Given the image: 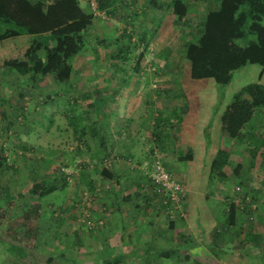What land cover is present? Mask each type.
Segmentation results:
<instances>
[{
  "label": "rangeland",
  "instance_id": "374dc122",
  "mask_svg": "<svg viewBox=\"0 0 264 264\" xmlns=\"http://www.w3.org/2000/svg\"><path fill=\"white\" fill-rule=\"evenodd\" d=\"M173 1L129 0V6H119V18H107L106 15L105 18H94L85 33L87 35L84 36L83 49L70 59L72 73L66 81H57L54 74L44 77L35 73L24 76L13 69H0V109L4 112V118L0 122V264H31L32 260L30 263L27 259L28 254L41 260L54 256L52 263L42 261V264H101L100 255L105 262L111 263L112 261L107 260L119 257L124 263L127 251L118 252L115 248L127 243L133 236L129 233L131 227L127 223H138L137 231L142 229L144 233L146 230L150 232L147 237L142 235L141 238L134 239L140 243V249H151L141 253L136 252L137 248L133 247L136 253L132 252L130 257L142 259L127 260L124 264H143L145 260L151 264H187L185 254L191 255L193 259L188 264H195L194 260L201 264H264V163L260 151H253L254 144L264 146V108L257 109L241 140L228 139L219 130L217 119L222 107L217 111L219 107L216 102L213 108L202 113L201 119L195 118L192 123L198 128L194 132V138L205 141V133L210 137L209 146L205 150L201 196L195 199L197 195H194L195 200L192 201V191L189 190L184 202L179 207L176 206L170 216L164 210V214L160 213L151 204L143 205L142 208L135 206L142 204V193L146 191L142 190L137 200L126 192L137 189L135 178L142 172L132 175L135 173L134 168L153 156V148L165 169L176 180L178 178L172 171L179 170L182 175L180 179L185 184L178 181L186 190L191 181L186 176L191 174V169L180 158L186 148L173 145L174 152L178 153L172 154L175 155L173 163L167 162L164 157L168 155L169 148L165 144L160 146L162 143L156 141L155 134L152 135L153 139L149 133L142 132V139L136 150L138 156H143L146 144L153 143L154 147L147 148V160L144 157L135 162L131 169V159L121 154L123 149L120 154L115 148H111L109 153L105 149L102 152L98 139L90 136L92 129L97 131L101 128L104 117L107 118L104 123L108 124L109 121L107 115L102 117L101 100L92 91L105 93V102L110 101V104L109 98H116L122 104L125 95L127 103L139 102L135 113L128 112L129 115L125 116L122 108L109 117L114 119L116 116L122 125L130 124L133 119L147 125L144 128L150 127L148 132L156 130L161 136L169 133L163 139L170 144L171 140H177V133H180L182 127L185 128V114L190 112L198 116L192 105L199 101L191 98L196 93L203 92L207 98L208 95L218 94L219 101L223 99L227 103L232 93L241 85L257 80L260 66L253 64L237 71L229 86L217 85L211 79H191L184 68L187 62L184 58V44L193 35L196 36L195 30L207 8L206 1L211 4L214 2L189 0L194 3L189 5V18L185 25L175 27V15L171 8ZM155 4L162 6L168 17H163L161 21H148L153 28L162 30L154 34L148 33L142 43L140 30L133 25V12L141 20L147 17L148 10H156L153 6ZM80 5L84 10L92 11L87 0H81ZM121 24L125 26L126 32L129 31V35L122 38V43H117L116 39L121 37L123 30ZM187 32H192L193 35ZM253 39L254 36L249 35L239 43L244 45ZM145 42L148 44L145 45ZM121 44L128 45L129 49L120 58L113 57ZM116 58L119 60H113ZM142 59L148 64L146 68L139 66ZM163 63L168 65L163 67ZM251 68L255 71L246 75L245 70ZM139 77L140 83L145 82L147 90H144V96L140 92V97L137 98L134 95L133 80ZM102 78L112 82L101 83ZM157 91L158 94L153 97V92ZM173 113L178 115L173 123L175 127L181 124V129L166 126L158 132L161 125H167L168 122L171 124L170 119L176 118ZM66 115L73 117L79 128L86 127L85 136L78 137L72 133ZM188 118L192 120L190 115ZM208 118L212 119L211 123ZM115 120L109 123L118 124ZM158 143L160 148L155 147ZM218 149L226 150L229 155L227 164L222 169L224 179L209 176L208 167ZM181 151L183 152L179 154ZM90 154H96L99 158L95 156L91 159ZM92 163H96L97 170L92 167ZM195 167L192 165L191 168ZM102 168L111 173L125 171L128 177L116 184L114 179L102 178L99 174ZM62 172H66L68 177V184L64 189L58 185ZM139 176L145 183V176ZM39 180L53 181L58 187L42 198L31 196L28 190ZM87 181H90L89 185ZM119 188H123V196H130V200L127 199L125 204L121 203L124 207L121 223H111L108 227L106 223L112 219L111 216L117 215L116 199H113ZM147 191L150 189L147 188ZM8 200L10 201L6 203ZM232 200L239 205L240 210L237 213V223L228 226L225 223L224 209L225 204ZM37 209L39 216H30L31 210ZM23 213L25 218H21ZM170 219L173 220V226H170ZM146 223H152L153 226L149 228L150 224ZM156 223H163L166 230L160 233L161 228ZM71 227L81 230L80 234H87L78 237L66 234L71 231ZM102 229H106L105 233ZM252 236L257 240L250 239ZM245 238L253 243L249 248H245L243 244ZM157 241H165V248H176L177 252L170 259L164 257L158 261L153 254L148 253L158 250ZM104 246L107 248L104 249ZM91 249L98 254L92 261L77 259L79 251L81 253ZM59 252L65 258H55ZM105 252L108 253L104 258L102 255Z\"/></svg>",
  "mask_w": 264,
  "mask_h": 264
},
{
  "label": "trees",
  "instance_id": "16d2710c",
  "mask_svg": "<svg viewBox=\"0 0 264 264\" xmlns=\"http://www.w3.org/2000/svg\"><path fill=\"white\" fill-rule=\"evenodd\" d=\"M129 5L128 0H96V9L105 12L109 17L119 18L121 16L119 15L120 11H118L119 6L126 7ZM171 8L175 15L173 19L175 27L185 25L190 10L189 3L185 0H174L171 3ZM136 17L137 14H134L133 19H136ZM94 18L92 12H88L81 7L80 0H0V69H13L24 76L34 73L43 77L54 74L57 81L68 80L72 73L70 59L83 49L84 36L87 35L85 33L93 23ZM125 30L124 27L120 34L121 37L116 39L117 43H122V38L127 36L129 31L126 32ZM195 31L196 36L192 32H187L193 36L184 44V58L187 60L184 68L191 79H211L217 85L229 86L233 82L234 74L240 69L245 68L248 64L260 66L257 80L243 84L235 90L230 100L224 106L222 105L219 116L220 129L226 137L241 140L245 136L244 131L249 127L248 124L257 109L264 108V0H214V4L210 3V6L206 8L199 27ZM249 35H253L254 39L241 45L239 41ZM128 39H130V36H128ZM145 39L146 37L142 35L140 40L143 43ZM126 44H121L117 49L118 53L113 57L120 58L122 54H125L124 52L129 49ZM119 58L113 60H119ZM223 102V99L219 101L218 96L216 106L219 107ZM174 115L176 118L170 119L171 124L168 122L167 125H161L158 132L162 131L163 127L175 126L173 122L178 118V115ZM68 116L66 115L72 133L78 137L85 136L86 127L79 128L76 120ZM3 118L4 112L0 109V122ZM156 123L158 124V122ZM155 127L157 128V126ZM154 134L156 135V141L158 140L163 145V137L169 133L161 136L155 130ZM192 134L194 135V133H191V138ZM92 135H98V132L94 131ZM209 138V134L205 133V141L201 143L204 151L209 146ZM258 139L260 140V138ZM158 146L159 143L155 147L160 148ZM256 150L260 151L264 163V146L254 144L253 151ZM192 152V149H186L185 155L180 156V158L185 160L191 169V181L186 193L189 190L192 191L193 201L201 196L202 176L205 172V154L198 153L194 156ZM95 156L98 155L90 154L91 159ZM228 156L226 150H217L208 167L210 177L225 178L222 169L227 164ZM192 165L196 167L191 168ZM142 166L144 164H140L134 169L142 172L139 175L145 176V183L139 181L140 184L144 183L141 186L137 181L135 182L137 189L133 192L132 197L137 200L141 196L142 190L146 192L142 193V204L135 206L142 208L143 205L151 204L154 209L164 214L165 204L160 197L156 196L158 194L153 188L154 185L149 173L140 169ZM92 167L97 170L96 163ZM99 174L102 178L107 180L114 178L116 184L120 183L121 176L113 175L108 169L102 168ZM59 177L60 184L58 185L64 189L68 184L67 173L62 172ZM87 184H90L89 181H87ZM57 187L53 184V181L39 180L31 185L28 192L31 196L42 198L55 191ZM147 188L150 191H147ZM89 191H92V189ZM194 195H197L195 199ZM123 198L130 199V196H124L118 202L117 212L120 217L124 214L121 206ZM141 202L138 201V203ZM225 206V223L228 226L235 225L237 223V213L240 210L239 205L232 200ZM25 213L21 215V218L26 217ZM30 216L37 218L39 216L38 209L36 211L31 210ZM172 221V219L169 220L170 226H173ZM255 236L250 239L256 241ZM244 240L245 248H249L252 241L247 238ZM175 249L161 248L156 254L149 253L153 254L159 261L164 257L170 259L177 252ZM191 257V255L185 254L184 260L187 264L191 260L193 261ZM120 260L119 257L114 258L110 264L118 263ZM194 262L195 264H201L200 261L194 260ZM143 264L151 263L145 260Z\"/></svg>",
  "mask_w": 264,
  "mask_h": 264
},
{
  "label": "crops",
  "instance_id": "0c3cea01",
  "mask_svg": "<svg viewBox=\"0 0 264 264\" xmlns=\"http://www.w3.org/2000/svg\"><path fill=\"white\" fill-rule=\"evenodd\" d=\"M81 1V0H80ZM129 1V0H128ZM186 1V0H185ZM213 2H214V0H212ZM187 3H189V5H191V4H193L194 5V3L192 2V1H186ZM204 3H205V1H204ZM214 4V3H213ZM216 5V4H215ZM154 6V8L156 9V10H154V11H151V10H148L147 11V17H145V18H142L141 20H140V18H138V17H136V19L134 20V28L136 27V28H139V32H140V36L142 37V35L143 36H147V34L148 33H152V34H154V33H156L157 31H159V32H161V30L162 29H160V28H158V29H155V28H153V26H150L149 24H148V21H152V19H158L159 21H161L162 20V18L163 17H168V14H167V12H164V8H162V6H157V4H155V5H153ZM206 6H207V8L210 6V3L208 2V1H206ZM153 8V9H154ZM151 9V8H150ZM206 12V9L204 10V13ZM133 14H136V13H134L133 12ZM188 14H189V12H188ZM114 18H116V17H114ZM187 18H189L188 17V15H187V17H186V19ZM129 19V18H128ZM131 20V19H130ZM138 20V21H137ZM144 21H147V23L146 22H144ZM141 25H143V27H141ZM125 26H122V24H121V28H124ZM141 39V38H140ZM146 44H148V42H145V45ZM168 63V62H167ZM167 63H163V67L164 66H167L168 64ZM139 66L140 67H142V68H146L147 66H148V64H147V62H146V60L144 59H142V60H140L139 61ZM255 71V69H248V70H245V74L247 75V73L248 72H250V73H253ZM8 76H9V74L8 73H6ZM10 76H12V77H14V75H10ZM26 76V75H25ZM255 76H256V72H255ZM15 78V77H14ZM141 77H139L137 80H133V84L135 85L134 86V90H135V93H134V95L138 98V97H140V92H141V94L144 96L146 93H145V89L147 90V88H146V86L144 85V83H140L141 81L139 80ZM113 80H115L114 78H112ZM108 81H109V83L110 82H112V80H108V79H104V78H102L101 79V83H108ZM140 86V87H139ZM96 88V87H95ZM92 93H94L95 95L96 94H98L99 95V99L98 100H101V108H102V117L103 116H106L107 115V117H108V124H106V123H104L106 120H107V118H105L104 117V120H103V122L101 123V128L99 129V130H95V129H92L90 132V136H92V137H95L96 139H98V141H99V145H100V147H101V151L103 152V150L105 149V150H107L106 152L107 153H109L110 152V150H111V148H115L118 152H119V154H120V152H121V149H123V151L124 152H121V154L122 155H126L128 158H130L131 159V163H135V162H139V161H141L144 157H145V160H147V148H151V147H154V144L153 143H151V145H148V144H146L145 145V148H146V150H145V153L143 154V156L141 155V156H138V154H137V152H136V150L138 149V147H139V144H140V142H141V139H142V132H145V133H149V135L150 136H152V135H154V131L155 130H153V131H150V132H148V130L150 129V127H148V128H144V126H147V125H143V124H141V123H138L137 121H134L133 119H132V122L130 123V124H120L119 123V121H117V118H115L116 116H114V119H112V118H110L109 117V115L110 114H112V113H116L118 110H120V109H122L123 108V113H124V115L126 116L127 114H128V112L129 113H131V114H133V113H135L136 111H137V103L138 104H140L139 102H135L136 100H133V102H135V103H130V102H125V99L127 98L126 97V95H125V99L123 100V103L121 104L119 101H117V99L116 98H109V97H107V98H109V100H111V104L109 103L110 101H108V102H105L106 101V94L105 93H102V94H99L98 93V91H96V92H93L92 91ZM158 94V91L157 92H153V97L155 96V95H157ZM132 95V94H131ZM144 98V97H143ZM188 98V97H187ZM191 98H193L194 100H197V101H199V103L198 104H193L192 105V108L196 111V113H198V116H195V114L194 115H192V114H190V112L189 113H186L185 114V117H184V121H185V128L183 129V127H182V130H180L181 129V124L179 125V127L177 126V127H175V126H173L172 127V129H174V128H177L178 130H180V133H177V140H174L173 142H172V140H171V143L169 144V142L168 143H165L164 141H163V144H165V147L168 149L169 148V150L167 151V153H168V155L166 156V157H164V159L167 161V162H170V163H173V157L175 156V155H172L173 153H178V152H174V150H173V148H172V146L173 145H175V146H180V147H184V148H186V149H192V154L195 156V155H197L198 153H204L205 154V151L203 150V149H201L200 148V146H202L201 145V143H202V141H199V138L196 140L195 138H194V135L192 134V138H191V133H194L195 132V130H196V128H198V127H195V125H194V123H192L194 120H195V118L196 117H198V119H201V117L200 116H202V113L204 112V111H206V110H209V109H211V108H213L214 107V102H216V104H217V101H218V94H211V95H208V98H207V95L205 94V93H203V92H201V93H196V95H195V97H191ZM142 99V98H141ZM144 100H146V99H144ZM190 100V99H189ZM147 103H149V102H147ZM157 103V102H156ZM224 104H226V101L224 100V102L219 106V108H218V110L217 111H219L220 109H221V107H222V105L224 106ZM178 105V104H177ZM118 106V107H117ZM139 106V105H138ZM136 109V110H135ZM190 110V109H189ZM125 111V112H124ZM211 112V111H210ZM220 113H221V110H220ZM129 115V114H128ZM190 115V117L192 118V120L190 121V120H188V119H190V118H188V116ZM135 116V115H134ZM134 116H133V118H134ZM136 117V116H135ZM118 118H120L119 116H118ZM215 118V117H214ZM116 119V120H115ZM136 119V118H135ZM111 120H115V121H117V123L118 124H116V123H109ZM210 123H211V121H212V119H207ZM217 121L219 122V119H217ZM123 122V121H122ZM153 123V122H152ZM204 123V125L206 126L207 125V123L206 122H203ZM220 124V123H219ZM154 125V124H153ZM175 125V124H174ZM177 125V124H176ZM154 128H155V125H154ZM153 128V129H154ZM199 130V129H198ZM219 130H220V127H219ZM94 131H96V132H98V135H92V133L94 132ZM166 131H170V129L169 130H167L166 129ZM147 136V135H146ZM149 136V137H150ZM168 135H166V137H167ZM152 138L154 139V136H152ZM180 142V143H179ZM180 144H183V146L182 145H180ZM161 146H163V145H161ZM171 148V149H170ZM186 149H185V151L184 152H186ZM180 150V149H179ZM183 151H181V152H179V154L180 153H182ZM162 154H163V152H161ZM165 154V153H164ZM163 154V155H164ZM181 156L182 155H185V153H183V154H180ZM206 155V154H205ZM144 160V161H145ZM187 165V164H186ZM115 171V170H114ZM128 172V171H127ZM137 172H140V171H135V173H133L132 175H134V174H137ZM175 175V177L176 178H178L177 180H179L180 182H182L183 184H185V181H182L180 178L182 177V175H180V173H179V170L178 169H176V172H175V170H173L172 171ZM126 172L124 171V173H122V171H120V172H115V173H113V175H115V176H121V178H120V181H121V183L125 180V179H127V175L125 174ZM139 177V178H138ZM189 180H191V174H188L187 176H186ZM142 179V177H140L138 174H137V178H135V180H137V182L139 183V181H141V179ZM114 179V178H113ZM89 183H90V181H89ZM144 183H139V185H143ZM119 191H116L115 192V194H114V199L113 200H115L116 199V203H115V205H116V207H117V205H118V202L122 199V197H124L123 195H124V191H123V188H119L118 189ZM133 192H134V190H130V191H127L126 192V194L127 195H129L130 193H131V195L133 194ZM121 193H123V194H121ZM127 199L128 200H130L129 198H123V204H125L126 203V201H127ZM123 204L121 205L122 207H123ZM123 209H124V207H123ZM104 210V209H103ZM149 212V211H148ZM119 213L117 212V215H112L111 217H112V219L109 221V223H106L107 225H108V227H110L111 226V223H121V217L118 215ZM147 225L148 224H150L149 225V228L151 227V225H152V223H146ZM157 225H158V227H160L161 228V232L160 233H163L165 230H166V227H165V225L163 224V223H156ZM127 225L129 226V227H131V230H130V234H132L133 236L130 238V240H128V242L126 243H123V244H120V245H118L115 249H117L116 251H118V252H125V251H127V254H125L124 255V258H125V260H124V263H127L126 261L127 260H140V259H142V258H131L130 257V254L132 253V252H135L134 250H133V247H136L137 248V250H136V252H141L142 253V251H149L151 248H149V247H147L146 249H140L139 248V244L140 243H138V242H136V240L134 239V237H138L139 236V238H141L142 237V235L143 236H145V237H147V235H149V231H147L146 230V232L144 233L143 232V230L142 229H140L139 231H137L138 230V223H127ZM153 226V225H152ZM72 228L73 227H71V231H67L66 232V234H71V235H77V237L80 235V236H82L84 233H82V234H80V232H82L81 230L79 231V229L77 228V227H74L73 228V230H72ZM132 230H134V233L132 232ZM101 231H103L104 233H105V231H106V229H102ZM144 233V234H143ZM85 234H87V233H85ZM79 242V241H78ZM78 242H76V243H78ZM165 242V241H164ZM164 242H156V244H158V248H156V249H161V248H165V243ZM134 243H136V245L134 244ZM167 247V246H166ZM107 247H105L104 246V249H106ZM96 249L98 250V246H96ZM165 249H167V248H165ZM158 250H156L155 252H152V253H154V254H156L157 253V251ZM80 252V251H79ZM78 252V257H77V259L78 258H80L81 260H89V261H92L94 258H96V256H98V254H97V252H94V250L93 249H91V250H85L84 252H81V253H79ZM135 252V253H136ZM107 253L108 252H105V254L104 255H102L104 258L105 257H107ZM149 253V252H148ZM30 254H28V256H27V259H28V261L31 263V260H32V263L31 264H42V261L44 262V263H47V262H49V263H52L53 262V259H54V256H48L47 258H45L44 257V259L45 260H41V259H39V257H37V256H35V255H33V254H31L32 256L30 257L29 256ZM64 256V254L62 253V252H59V254H57L56 256H55V258H61V259H63V258H65V257H63ZM129 257V258H128ZM123 258V259H124ZM99 260H100V262H101V260H102V262H101V264H110L109 262H105V261H103V259H101V255L99 256ZM112 261L114 260V258L113 259H111ZM111 260H107V261H111ZM123 261H119L118 263H121V264H124V263H122Z\"/></svg>",
  "mask_w": 264,
  "mask_h": 264
},
{
  "label": "built area",
  "instance_id": "2783aa9c",
  "mask_svg": "<svg viewBox=\"0 0 264 264\" xmlns=\"http://www.w3.org/2000/svg\"><path fill=\"white\" fill-rule=\"evenodd\" d=\"M87 1L93 14L105 18V13L98 12L96 9V0ZM155 150L156 149L153 148V156H151L148 161L143 162L144 166L140 167V169L149 173L154 185V190L165 204L164 211L170 216L173 213L174 208L178 205L180 206V204L184 202L187 193L181 183L174 179L170 172L165 169ZM129 166L131 169L134 168L132 164H129Z\"/></svg>",
  "mask_w": 264,
  "mask_h": 264
},
{
  "label": "clouds",
  "instance_id": "9594fccd",
  "mask_svg": "<svg viewBox=\"0 0 264 264\" xmlns=\"http://www.w3.org/2000/svg\"><path fill=\"white\" fill-rule=\"evenodd\" d=\"M88 5H89V4H88ZM91 12H92V11H91ZM98 12H100V11H98ZM104 13H105V12H104ZM92 14H93V12H92ZM93 15L95 16V18H96V17H99V18H101L99 15H95V14H93ZM105 15H106V17L108 18V15H107L106 13H105ZM130 164H132V165H133V163H131V162H130ZM133 166H134V165H133ZM129 167H130V166H129Z\"/></svg>",
  "mask_w": 264,
  "mask_h": 264
}]
</instances>
